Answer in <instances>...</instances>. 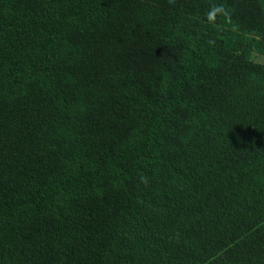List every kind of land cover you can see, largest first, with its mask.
I'll return each instance as SVG.
<instances>
[{
    "label": "trees",
    "instance_id": "trees-1",
    "mask_svg": "<svg viewBox=\"0 0 264 264\" xmlns=\"http://www.w3.org/2000/svg\"><path fill=\"white\" fill-rule=\"evenodd\" d=\"M252 54L264 0H0V264H264Z\"/></svg>",
    "mask_w": 264,
    "mask_h": 264
},
{
    "label": "rangeland",
    "instance_id": "rangeland-1",
    "mask_svg": "<svg viewBox=\"0 0 264 264\" xmlns=\"http://www.w3.org/2000/svg\"><path fill=\"white\" fill-rule=\"evenodd\" d=\"M250 62H251V69L252 70H262L264 69V56L263 55H259V54H252L250 57ZM145 79H147L148 81H152L150 74H149V78L145 77Z\"/></svg>",
    "mask_w": 264,
    "mask_h": 264
}]
</instances>
